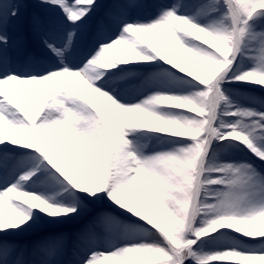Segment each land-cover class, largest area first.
Here are the masks:
<instances>
[{
  "label": "snow or ice",
  "instance_id": "1",
  "mask_svg": "<svg viewBox=\"0 0 264 264\" xmlns=\"http://www.w3.org/2000/svg\"><path fill=\"white\" fill-rule=\"evenodd\" d=\"M22 6L0 0V264H264V0H38L40 57Z\"/></svg>",
  "mask_w": 264,
  "mask_h": 264
},
{
  "label": "rangeland",
  "instance_id": "2",
  "mask_svg": "<svg viewBox=\"0 0 264 264\" xmlns=\"http://www.w3.org/2000/svg\"><path fill=\"white\" fill-rule=\"evenodd\" d=\"M98 2L106 3L107 0H98ZM150 3H161V2H167V0H149ZM23 6L20 10V16L17 20L18 30H14L13 32V39H16L19 37L24 42H26L28 48L30 51L34 52L35 55L38 57L43 56L44 53L41 51L37 39L32 35L30 31V21L33 16H41L45 17L47 16L48 12L46 9L41 8L38 6V0H22ZM256 93L258 95H264V92H262L260 89H256ZM236 159H252L254 162L259 166V161H256L254 157H251L250 154L245 155L243 153H238L235 156ZM62 231H71L72 226L71 225H65L63 228L59 229ZM39 234H34L28 237H25L24 239L28 242L38 239Z\"/></svg>",
  "mask_w": 264,
  "mask_h": 264
}]
</instances>
